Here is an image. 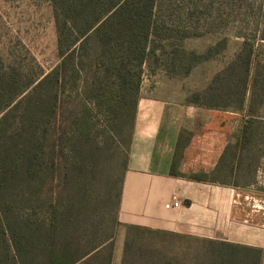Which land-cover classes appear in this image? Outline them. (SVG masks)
Returning a JSON list of instances; mask_svg holds the SVG:
<instances>
[{"label": "trees", "instance_id": "trees-1", "mask_svg": "<svg viewBox=\"0 0 264 264\" xmlns=\"http://www.w3.org/2000/svg\"><path fill=\"white\" fill-rule=\"evenodd\" d=\"M212 1L50 0L56 66L44 73L38 66L32 71L0 57V264H78L94 251L88 260L111 264L113 234L100 241V226L84 213L96 170L95 118L100 113L102 130L117 135L118 153L124 144L131 146L146 72L188 75L211 58L213 48L207 54L186 51L183 41L200 35L199 21L211 16ZM230 1L254 7L249 0ZM256 8L264 24V0ZM260 35L244 42L205 89L185 99L186 105L248 117L216 169L189 178L235 187L250 183L254 158L264 153V120L258 118L264 76L259 65L254 70L255 41L264 42ZM129 150L113 158L123 171L116 215ZM115 224L122 227L117 216ZM124 227L122 264H172L164 251L147 247L159 236L179 235ZM207 244L204 249L214 259L205 264H260V250ZM103 245L108 257L96 259Z\"/></svg>", "mask_w": 264, "mask_h": 264}, {"label": "crops", "instance_id": "crops-1", "mask_svg": "<svg viewBox=\"0 0 264 264\" xmlns=\"http://www.w3.org/2000/svg\"><path fill=\"white\" fill-rule=\"evenodd\" d=\"M247 118L142 94L117 213L120 245L124 226L131 225L260 250L264 264V153L255 156L245 187L188 177L211 174ZM258 118L264 120V106ZM176 200L180 207L166 208ZM122 256L116 250L114 264H122Z\"/></svg>", "mask_w": 264, "mask_h": 264}, {"label": "rangeland", "instance_id": "rangeland-1", "mask_svg": "<svg viewBox=\"0 0 264 264\" xmlns=\"http://www.w3.org/2000/svg\"><path fill=\"white\" fill-rule=\"evenodd\" d=\"M251 5L236 3L230 0L224 2L212 1L211 16L206 21H199L200 35L183 41L186 51L207 54L208 49H214L211 58L199 63L188 75H171L162 69L148 71L143 78L141 96L167 98L173 101L192 99L195 92H201L211 78L221 71L243 47V43L261 36L264 24L260 12L256 8L258 0H249ZM203 18V16L200 15ZM201 19V20H202ZM256 42V62L261 76H264V42ZM0 57L7 63H15L22 68L33 67L32 71L42 69L48 73L58 63L57 34L50 0H0ZM39 68H38V67ZM141 99V98H140ZM140 101V100H139ZM139 104V103H138ZM97 132L93 138V149L97 151L94 164L95 176L87 189L88 202L84 213L97 222L101 231L98 239L103 241L113 234L110 240L114 252L123 251L124 243L120 245V233L123 230L116 227V204L120 191L119 178L123 171L116 164L114 157L125 156L130 145L124 144L118 153V139L114 132L103 128V117L97 114ZM122 172V173H121ZM116 228V230H115ZM114 232V233H113ZM126 236V235H125ZM126 239V238H125ZM207 243L196 239L179 236H159L149 242L147 248L162 250L172 259V264H205L214 259L212 252H207ZM104 251L96 259L108 257V246H102ZM191 252H200L190 256ZM114 255V253H113ZM112 258L111 264H114ZM118 258V257H116ZM153 259V258H151ZM123 260V256H122ZM147 260H149L147 258ZM85 262V261H84ZM102 263V262H101ZM83 264V262L78 263ZM84 264H100L93 260ZM103 264H107L105 261Z\"/></svg>", "mask_w": 264, "mask_h": 264}, {"label": "built area", "instance_id": "built-area-1", "mask_svg": "<svg viewBox=\"0 0 264 264\" xmlns=\"http://www.w3.org/2000/svg\"><path fill=\"white\" fill-rule=\"evenodd\" d=\"M180 207V202L176 200L175 202H171L169 204H166V208H178Z\"/></svg>", "mask_w": 264, "mask_h": 264}]
</instances>
